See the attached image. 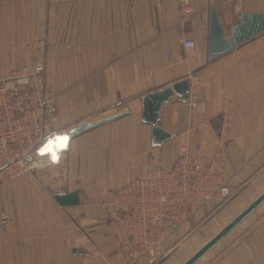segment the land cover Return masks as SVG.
I'll list each match as a JSON object with an SVG mask.
<instances>
[{"label":"crops","instance_id":"crops-1","mask_svg":"<svg viewBox=\"0 0 264 264\" xmlns=\"http://www.w3.org/2000/svg\"><path fill=\"white\" fill-rule=\"evenodd\" d=\"M188 2L192 14L181 24L178 0H42L45 93L58 115L51 138L83 120L126 113L45 154L54 156L60 190L0 183V264H181L264 190V31L212 59L207 43L211 8L228 36L242 12H264V0ZM28 38L9 22V63L0 64V75L17 69L19 42ZM185 38L195 41L194 53L184 49ZM182 79L204 107L173 93L157 121L171 137L153 146L141 98ZM183 142L202 145L204 170L222 181L238 177L235 193L204 202L159 247H120L109 191L148 165L170 166ZM74 189L77 205L52 197ZM238 224L224 249L216 243L194 264H264V201Z\"/></svg>","mask_w":264,"mask_h":264},{"label":"built area","instance_id":"built-area-1","mask_svg":"<svg viewBox=\"0 0 264 264\" xmlns=\"http://www.w3.org/2000/svg\"><path fill=\"white\" fill-rule=\"evenodd\" d=\"M178 1V20L184 24L191 7L188 0ZM183 47L196 51L192 38H185ZM42 74L43 65L37 64L32 73L13 70L9 77L0 78V166L5 170L17 157L11 148H38L52 136L50 128L58 115L52 98L45 96ZM188 100L192 108L203 109L198 93L189 94ZM205 162L199 142H183L170 166L148 165L141 174L128 175L121 187L110 190L106 206L118 226L120 247L139 252L159 247L204 202L232 197L240 179L222 181L218 172L203 169Z\"/></svg>","mask_w":264,"mask_h":264},{"label":"rangeland","instance_id":"rangeland-1","mask_svg":"<svg viewBox=\"0 0 264 264\" xmlns=\"http://www.w3.org/2000/svg\"><path fill=\"white\" fill-rule=\"evenodd\" d=\"M43 17L44 5H42V0H0V64L9 63V22L11 23V26L14 27L19 25L23 34H29L30 38L19 42H23L24 45L20 46V49L16 52L17 57H22V59L16 61L17 69H15V71L19 73H32L36 65L32 69H27L26 63L29 64V67H32L36 62L43 63L42 76L45 93V43L41 40L42 37L38 36L39 18L42 19ZM3 48H7L8 50L6 52L2 51L1 49ZM5 74L7 75H0V78L9 77V70L8 73ZM45 96H47L46 93ZM49 98H52L55 105L54 98L52 96ZM61 135L62 136L58 135L50 138L49 142L51 146H44L43 149L41 147L45 145L46 142L38 148H11L13 154L17 157L9 162L8 169L5 170L3 165L0 166V183L9 182V185H13L15 183L24 185V183L28 181L33 182L37 187L45 188L50 194L54 192V190H60L62 188L60 174L58 179L55 178L54 172L57 170V165L55 166V159H52V156L55 155V147L58 148V151H61V149L62 151L66 150V143L69 138H67L64 133H61ZM48 151H51L53 155L47 154L46 156L45 154ZM18 159H20L19 162L13 163ZM58 170L61 169L59 168ZM239 225L241 224H238V226L235 227H240ZM219 229L220 227H216L212 230V232L208 233L207 237L210 238V236L214 235L213 233H216ZM231 231L217 242H220L219 246L224 245L223 249L225 248L224 241L231 237L233 233V230ZM219 246H213L210 251H215Z\"/></svg>","mask_w":264,"mask_h":264},{"label":"water","instance_id":"water-1","mask_svg":"<svg viewBox=\"0 0 264 264\" xmlns=\"http://www.w3.org/2000/svg\"><path fill=\"white\" fill-rule=\"evenodd\" d=\"M263 31L264 12L245 11L239 15L237 22L231 25L229 29L230 35L225 36L223 26L217 17L216 10L215 8H211L207 39L208 57L210 59L215 58L225 51L233 48L235 45H238ZM173 93H176L182 101H188V80L182 79L176 81L168 87H162L146 93L141 98V120L152 125L151 144L153 146H159L171 137L170 133L164 131L157 125V121L162 105L171 97ZM125 113L126 110H121L96 119L83 120L80 123L67 128L63 133L70 139L96 126L114 120ZM52 197L59 205L62 206L77 205L80 202L78 189L55 193ZM263 201L264 190L181 264H194Z\"/></svg>","mask_w":264,"mask_h":264},{"label":"bare ground","instance_id":"bare-ground-1","mask_svg":"<svg viewBox=\"0 0 264 264\" xmlns=\"http://www.w3.org/2000/svg\"><path fill=\"white\" fill-rule=\"evenodd\" d=\"M50 142L48 141L47 143H45V145H43L41 148L43 149L44 146H49ZM45 149V148H44ZM37 156V155H36ZM34 160V159H33Z\"/></svg>","mask_w":264,"mask_h":264}]
</instances>
